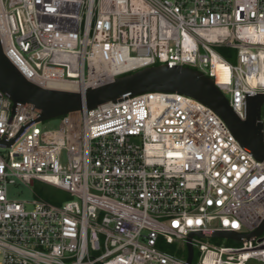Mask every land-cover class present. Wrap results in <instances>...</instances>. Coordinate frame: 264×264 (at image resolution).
Here are the masks:
<instances>
[{
    "label": "built area",
    "instance_id": "2783aa9c",
    "mask_svg": "<svg viewBox=\"0 0 264 264\" xmlns=\"http://www.w3.org/2000/svg\"><path fill=\"white\" fill-rule=\"evenodd\" d=\"M0 38L44 88L86 90L167 64L212 78L243 120L247 97L264 94V0H0ZM40 113L13 111L0 89V264H189L191 233L248 234L264 220V160L194 97L128 96L52 130ZM17 179L71 200L12 199ZM209 238L192 237L190 264H264V230L240 245Z\"/></svg>",
    "mask_w": 264,
    "mask_h": 264
},
{
    "label": "water",
    "instance_id": "95a60500",
    "mask_svg": "<svg viewBox=\"0 0 264 264\" xmlns=\"http://www.w3.org/2000/svg\"><path fill=\"white\" fill-rule=\"evenodd\" d=\"M0 89L13 102V111L19 104H34L41 109L37 120L42 122L82 109L94 108L102 103L116 101L147 92H179L198 99L217 112L230 127L240 143L258 160H264V124L261 119L264 94L247 97V117L241 119L233 110L226 95L216 86L213 79L202 72L178 65L148 66L118 76L114 80L88 87L86 90L70 91L44 88L27 79L4 52L0 38ZM1 143H7L0 140ZM11 142H9L10 144ZM264 230V220L252 233L235 231H199L190 234L187 262L193 261L192 237H225L248 239Z\"/></svg>",
    "mask_w": 264,
    "mask_h": 264
},
{
    "label": "rangeland",
    "instance_id": "374dc122",
    "mask_svg": "<svg viewBox=\"0 0 264 264\" xmlns=\"http://www.w3.org/2000/svg\"><path fill=\"white\" fill-rule=\"evenodd\" d=\"M217 49L221 53V55H223L225 58L236 63V53H237L236 49L227 48V47H221ZM40 125L45 130L56 129L60 126V118H55V119L44 121ZM47 189L54 195L60 197L62 201L71 200V197L69 196V194L61 189H58L50 185H47ZM38 192H39L38 183L34 185L33 189H31L29 186L19 181L18 179L16 180V183H11L8 185V195L12 199L33 200L36 197H39L37 194ZM66 195H68V198L66 197ZM208 240L211 243H215V244L223 245V246H233V245L241 244V242H237L236 240L232 238H225V237H211ZM180 256L182 257L183 255H180ZM185 256H186V253H185ZM250 264H254V263H250Z\"/></svg>",
    "mask_w": 264,
    "mask_h": 264
},
{
    "label": "trees",
    "instance_id": "16d2710c",
    "mask_svg": "<svg viewBox=\"0 0 264 264\" xmlns=\"http://www.w3.org/2000/svg\"><path fill=\"white\" fill-rule=\"evenodd\" d=\"M39 185V192L38 194L51 201V202H54V203H60V201H62V199L56 195H54L53 193H51L48 189H47V185L46 184H43V183H38ZM70 196V195H69ZM66 197L68 198V195H66Z\"/></svg>",
    "mask_w": 264,
    "mask_h": 264
},
{
    "label": "bare ground",
    "instance_id": "6f19581e",
    "mask_svg": "<svg viewBox=\"0 0 264 264\" xmlns=\"http://www.w3.org/2000/svg\"><path fill=\"white\" fill-rule=\"evenodd\" d=\"M53 86H54L55 89H60V90L76 91V90L79 89V86L77 84H75V83L58 82V83L53 84Z\"/></svg>",
    "mask_w": 264,
    "mask_h": 264
}]
</instances>
